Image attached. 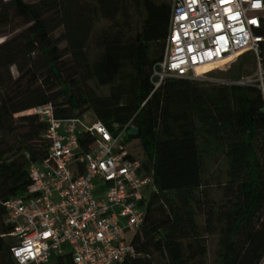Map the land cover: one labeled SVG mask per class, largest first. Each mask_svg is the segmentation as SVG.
<instances>
[{"label": "trees", "instance_id": "obj_1", "mask_svg": "<svg viewBox=\"0 0 264 264\" xmlns=\"http://www.w3.org/2000/svg\"><path fill=\"white\" fill-rule=\"evenodd\" d=\"M170 16L165 0H0L1 264L11 263L14 245L5 204L30 193L29 165L50 147L38 114L16 116L48 104L60 119L91 111L110 128L131 124V158L153 176L157 191L132 241L137 256L124 264L261 263L264 91L258 83L184 78L154 90ZM16 23L23 30L10 33ZM91 41L99 50L93 59ZM248 56L258 60L248 52L238 62ZM259 59L264 68V43ZM131 127L137 137L128 135ZM215 147L228 171L214 187L206 160Z\"/></svg>", "mask_w": 264, "mask_h": 264}, {"label": "built area", "instance_id": "obj_2", "mask_svg": "<svg viewBox=\"0 0 264 264\" xmlns=\"http://www.w3.org/2000/svg\"><path fill=\"white\" fill-rule=\"evenodd\" d=\"M263 30L264 0H172L154 90L169 78L203 80L200 66L248 52L262 69ZM260 87L264 91V82ZM36 113L48 124L50 147L44 160L29 165L30 193L5 204L13 229L7 236L14 242L8 264H124L136 257L132 241L157 188L131 158L125 142L131 124L110 128L96 119H60L51 104Z\"/></svg>", "mask_w": 264, "mask_h": 264}, {"label": "rangeland", "instance_id": "obj_3", "mask_svg": "<svg viewBox=\"0 0 264 264\" xmlns=\"http://www.w3.org/2000/svg\"><path fill=\"white\" fill-rule=\"evenodd\" d=\"M170 5L172 4V0H165ZM107 23L104 22V25ZM23 28L20 24L16 23L13 28L10 29V33H18L22 31ZM6 38L0 37V43H2ZM65 44L61 45V48H64ZM99 54V50L95 47V44L93 41L90 42L89 45V55L90 58L93 59ZM252 55V54H250ZM256 55V54H255ZM240 57V56H239ZM239 57L237 59H231L222 63L214 64L205 68L198 69V75H203V80L207 81L209 83H229V82H238V81H244L248 84H261L264 82V68H259L258 60L255 62L253 59H251V56H248L246 59L242 60L241 64L238 62ZM232 61L230 64L227 65ZM239 72H242V78L237 79L236 75L239 74ZM89 85H91L93 88H96L94 82H89ZM104 95L109 94L108 88H103L100 91ZM38 109V108H37ZM33 109L30 111L23 112L20 115H17L16 117H19L21 115H29V114H37L36 110ZM85 119H88L90 121L95 120V116L93 112L89 111L85 114L83 117ZM137 141H133L128 145V147L131 149L137 148ZM216 149H212V155H210L206 160V174L209 177L210 181L212 182L213 186H217L219 184H222L227 176L228 171V162L226 160V157L222 154V149L219 147H215ZM130 150V149H129ZM202 223V220L200 221Z\"/></svg>", "mask_w": 264, "mask_h": 264}, {"label": "water", "instance_id": "obj_4", "mask_svg": "<svg viewBox=\"0 0 264 264\" xmlns=\"http://www.w3.org/2000/svg\"><path fill=\"white\" fill-rule=\"evenodd\" d=\"M139 134V130L136 127H131L128 131V135L132 137H137Z\"/></svg>", "mask_w": 264, "mask_h": 264}, {"label": "bare ground", "instance_id": "obj_5", "mask_svg": "<svg viewBox=\"0 0 264 264\" xmlns=\"http://www.w3.org/2000/svg\"><path fill=\"white\" fill-rule=\"evenodd\" d=\"M211 65H214V64L213 63L205 64V65L200 66L198 69L205 68V67H208V66H211ZM198 69H197V71H198Z\"/></svg>", "mask_w": 264, "mask_h": 264}, {"label": "snow or ice", "instance_id": "obj_6", "mask_svg": "<svg viewBox=\"0 0 264 264\" xmlns=\"http://www.w3.org/2000/svg\"><path fill=\"white\" fill-rule=\"evenodd\" d=\"M223 2H226V0H222V3H223ZM253 23H254V21H253Z\"/></svg>", "mask_w": 264, "mask_h": 264}]
</instances>
